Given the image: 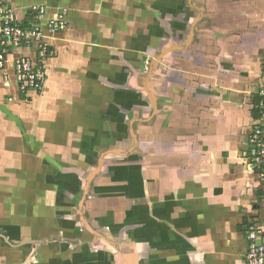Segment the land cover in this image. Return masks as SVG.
Listing matches in <instances>:
<instances>
[{
  "label": "crops",
  "instance_id": "0c3cea01",
  "mask_svg": "<svg viewBox=\"0 0 264 264\" xmlns=\"http://www.w3.org/2000/svg\"><path fill=\"white\" fill-rule=\"evenodd\" d=\"M2 1L66 27L42 92L0 72V264H244L264 0Z\"/></svg>",
  "mask_w": 264,
  "mask_h": 264
},
{
  "label": "built area",
  "instance_id": "2783aa9c",
  "mask_svg": "<svg viewBox=\"0 0 264 264\" xmlns=\"http://www.w3.org/2000/svg\"><path fill=\"white\" fill-rule=\"evenodd\" d=\"M30 13L32 20L41 19L45 16V9L31 7ZM65 27L64 11L57 12L49 19L43 30L20 21L14 11L0 0V72L8 66L12 68L20 95L43 91L47 77L46 64L52 57L44 39L61 33ZM21 49L33 50V56L16 55L15 51ZM251 111V126L246 133L241 161L248 171L261 180L264 178V70L261 83L252 94ZM244 240V264H264V213L263 219L255 216L247 220Z\"/></svg>",
  "mask_w": 264,
  "mask_h": 264
},
{
  "label": "rangeland",
  "instance_id": "374dc122",
  "mask_svg": "<svg viewBox=\"0 0 264 264\" xmlns=\"http://www.w3.org/2000/svg\"><path fill=\"white\" fill-rule=\"evenodd\" d=\"M191 3H192L191 1H188V2H187V5H188V4L190 5ZM59 12H63V11H59ZM65 13H66V12H65ZM263 70H264V67H263ZM261 78H262V77H261ZM261 78H260V80H261ZM260 83H261V82H260ZM260 83H257V85L259 86ZM258 86H256L255 89L258 88ZM250 126H251V121H250ZM241 156H242V152L239 153V158H240V160H241ZM243 166H244V164H243ZM246 170L248 171L247 168H246ZM248 173L251 174L250 171H248ZM254 175H255V174H252V176H254ZM263 208H264V207H263ZM263 208H262V215H261L262 217H263ZM260 214H261V213H260ZM262 217H260V218H262ZM16 260H17V259H16Z\"/></svg>",
  "mask_w": 264,
  "mask_h": 264
},
{
  "label": "trees",
  "instance_id": "16d2710c",
  "mask_svg": "<svg viewBox=\"0 0 264 264\" xmlns=\"http://www.w3.org/2000/svg\"><path fill=\"white\" fill-rule=\"evenodd\" d=\"M261 181L264 183V178H262Z\"/></svg>",
  "mask_w": 264,
  "mask_h": 264
}]
</instances>
